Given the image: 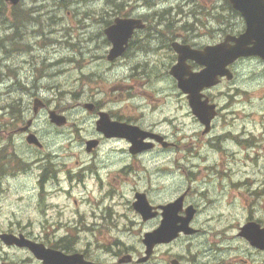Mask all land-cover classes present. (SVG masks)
<instances>
[{
	"label": "rangeland",
	"instance_id": "rangeland-1",
	"mask_svg": "<svg viewBox=\"0 0 264 264\" xmlns=\"http://www.w3.org/2000/svg\"><path fill=\"white\" fill-rule=\"evenodd\" d=\"M217 2L219 3V0H22L16 8L9 7L11 11L8 19L4 22L0 20V108H5L0 110V120L6 121L5 123L11 120L10 109L7 108L10 104H15L20 109L28 108L29 117L34 105L33 95L36 92H39L43 99L55 102L54 104V98H57L58 104L70 107L73 102L76 103L73 93L81 94L89 87V83L94 82L90 81L87 75H93L94 79L100 75L96 80L101 86L102 83L108 86L109 83L126 82L135 63L119 62L110 65L100 59V56L106 55L107 47L104 34L102 36L104 23L99 19L102 16L108 17L109 11L122 13L133 8L136 14H146L148 19L154 20L150 14L170 9L171 15L185 19L188 26L198 25V31L202 33V27L199 25H202L200 20L204 19V10L216 6ZM13 12L29 13V17L38 18L27 21L26 27L23 26L17 34L11 35L12 27L16 24L10 21ZM170 19H173V16ZM14 21L16 22L15 18ZM10 37L22 42L12 43ZM191 40L207 42V39L199 36H193ZM74 47H77V50H73ZM166 54L167 57L171 56V51L167 48L157 52L151 59L157 57L160 58L159 61H167L162 58L166 57ZM149 66L158 67V63L151 61ZM235 68L236 78L233 81L225 80L220 88L211 93L213 100L220 102L223 107L228 103L233 105V112L227 118L228 121L224 112L216 123L218 129L214 133L215 137L203 136L204 127L193 116L186 97L177 89L174 92L166 90L167 84L159 80L152 82L153 88L147 85L132 87L130 92L135 97L133 100L113 102L112 106L141 105L140 109L147 111L148 108L142 106V95L148 88L157 90L154 94L157 101L167 98L166 103L160 106L159 112L162 108L165 111L174 108V128L171 125L168 130L179 143V147L155 160L143 158L146 167L135 165L136 173L142 176L154 173V180L158 183V186H155L156 194H153L156 197H166L169 194L167 198H171L175 191L184 189L189 183L194 194L205 190L208 194L207 200L218 202L217 206L205 204L203 217L200 219L203 228L222 230V239L233 235L235 240H239L233 244H239L240 257L248 258V264H264V253L256 251L251 257L248 255L250 251L245 250L246 242L235 237L250 210L254 216L264 214V71L255 61H241ZM36 85L42 89L36 88ZM44 88H57L59 93L54 95ZM149 115L151 119L156 116ZM67 117V127L53 130L47 120V113L44 112L36 126L39 136L48 143L47 152H61V157L68 160L70 167L77 169V161H80V165L89 167L91 158L85 154V144L80 143L79 136L84 139L91 135V119L87 118L83 111H69ZM160 127L166 128L165 125ZM243 127L253 129L256 132L254 136L258 135L259 139L251 143L254 147L248 149L243 145H231L235 154H225L224 147L226 148L227 144L217 135L232 130L239 132ZM225 134L222 137H228ZM7 143L6 139H0V151H9L11 145ZM14 145L15 150L28 159L37 156L36 150L17 139H14ZM246 153L249 156L245 157ZM118 155L119 153L113 154L111 157ZM126 162L131 163L130 160ZM158 165L170 169L164 171V175H157L155 172ZM183 168H186L185 171L181 170ZM35 174L36 167L30 174H17L15 178L6 177L0 182V233L20 226H30L31 229L35 227V230L40 232L47 214L41 210L39 185ZM132 174L129 173L130 178ZM84 179L88 185L86 189L82 182L72 178L73 197L78 200V205H73V200L66 202L65 192H59L62 198L56 200L60 201L61 205L70 203L72 207H80L82 212H92L94 196L99 192L93 182ZM131 182L132 179L126 182L129 184L125 190L123 187V191H112L116 201L111 202L112 215L122 216L127 211L126 201L132 199L133 195ZM89 196L91 197L88 198ZM195 200L201 205L205 203L199 197ZM75 211L64 210L61 214L73 218ZM261 218L264 219V216ZM216 235L208 238L217 243ZM4 258L12 264H38L37 261H30L26 251L8 249L0 240V261Z\"/></svg>",
	"mask_w": 264,
	"mask_h": 264
},
{
	"label": "flooded vegetation",
	"instance_id": "flooded-vegetation-1",
	"mask_svg": "<svg viewBox=\"0 0 264 264\" xmlns=\"http://www.w3.org/2000/svg\"><path fill=\"white\" fill-rule=\"evenodd\" d=\"M229 5L228 0H219V7L209 8L204 12L205 18L203 19L202 33L200 31L187 35L185 32L178 31L177 34H172L169 38L176 37L172 42L179 40L199 50L205 49L208 45L222 43L225 40H228L232 44L233 40H231V37H238L245 32L247 20L238 9ZM124 14H127L124 17L136 16L142 17L143 20L146 18V14H136V10L134 12L127 10ZM180 28L185 30L186 25L179 26ZM148 29L149 24H147V28L144 30H136L124 54L116 60L108 61L106 55L100 56V59L110 65H115L119 62L135 63L136 65L131 67V74L127 77L126 82L109 83L108 86L102 83L101 86L100 82L96 80L97 78L94 79L93 75H87V78L90 81L94 80V82L92 84L89 83V87L84 89L81 94L73 93L76 103L73 102L70 107H63L61 103L58 104L57 98H54L56 104H54L55 102L45 100L39 95V92L33 95L34 105L29 117H27L28 108L22 107L14 111V108L8 107L12 118L7 123L0 120V139H6L8 141L7 144L11 146L7 153H4L2 149L0 151V182H3L6 177L15 178L17 174H30L32 169L36 167L35 176L39 185L41 210L47 215L40 232L36 231L35 227L31 229L30 226L24 228L20 226L17 229L11 228L4 232L24 235L33 241L44 244L47 248L59 250V252L69 256L72 262L74 260L75 264H248L249 259L240 257L239 255V250L241 249L239 244H233L234 241L239 242V240L234 239L233 235H227V237L222 239V230H206L201 225L200 219L203 217L202 212L205 204L209 203L217 206L216 203L218 202L207 200L208 194L205 190L199 194L198 192L194 194L192 185L189 183L184 189L180 188L175 191L171 198H167L169 194L166 197H156L153 194H156L155 186H158V183L154 180V173L147 174L148 176L136 173L138 165L146 167L142 161L143 158L155 160L179 147V143L168 130L171 125L174 128V108H170L167 111L162 108V111L159 112L160 106L166 103L167 98L157 101L158 99L154 95L157 90L151 88L149 90L148 88L142 95L144 101L142 106L148 108L147 111L140 109L141 105L138 107L132 104H121L117 105V107L112 106L113 102L118 103L133 100L135 97L130 92L132 87H139L140 85L152 87L154 80L166 83V90L170 92H174L177 89V82L170 74V67L176 62L177 53L171 48V45L161 47L162 45H159V40L153 42L155 43V49L152 47L146 48V43L154 35ZM164 35L168 37L166 33ZM193 36L205 38L207 42L200 43L191 40ZM139 37L142 39H139ZM105 43L108 51L111 47V42L106 40ZM165 48L171 51L170 57H167V54L166 57H162L167 61H159L160 58L157 57L151 59L152 56L157 55V52L160 53ZM73 50H77L76 47ZM151 61L157 62L158 67H150ZM241 61H255L262 66L264 71V59L258 56L240 58L230 65L234 73L232 81L236 78L235 66ZM188 63L194 71L202 69V66L192 59H189ZM225 80L227 78H222L218 86L209 90L211 102L214 101L211 96L212 91L220 88ZM83 84V81H81V86ZM36 88L42 89V87H38L37 85ZM44 89L52 92L54 95H58L59 93L57 88ZM181 95L184 94L182 93ZM38 97H41V99ZM155 102H158L157 105H154ZM217 104L218 114L212 122L210 131L204 132L203 130V136L215 137L214 133L218 129L216 123L222 118L223 113H226V120L228 121L227 118L233 112L232 104H224L225 107L220 102H217ZM52 111L57 114H65L66 116L69 111H83L85 112V116L91 119V131L89 132L91 135L84 137V139L79 136L81 139L80 143L85 144V154L91 158L89 167L87 165H80V161H77V164H79L78 168L74 169V167L69 166L67 159L61 157V152H47L48 143L39 136L38 129L36 128L41 115L44 112L47 113V120L53 130H61L68 126V124L58 126L52 122ZM149 114H156V116L154 119H151ZM101 118H105L109 123L115 122L116 124L127 125L128 129L133 132L131 137L139 141L144 146V149L140 152H133L132 148L134 144L131 138L125 135H107L104 130L99 128L101 127L99 124ZM161 125H165L166 128H161ZM31 133L39 137L42 145L39 146L28 142L27 138ZM223 134L225 132L217 136L227 144L225 145L226 148L224 147V152L230 155L232 153L235 154L231 145H243L244 148L247 146L248 149H251L254 147L251 143L259 139L258 135L254 136L256 132L253 129L246 127L241 128L239 132L237 130L227 131L225 135L228 137L225 138L222 137ZM159 136L163 139H160ZM14 139L36 150L37 156L28 159L20 155L15 150ZM89 140L95 142V146L90 151L87 150V141ZM262 144L264 147V141ZM118 153V156L111 157L113 154ZM247 156H249L248 153H246L245 157ZM111 158L113 159L111 160ZM126 160H130L131 163H127ZM169 169L170 167L158 165V170L155 173L157 175H164L163 172L169 171ZM185 169L181 170L185 171ZM129 173H134L131 178L129 177ZM187 177L188 181H190L189 174H187ZM72 178H75L79 183L82 182L84 189L88 188L84 178L93 182L97 188L99 193H97V196H94L95 204L92 205L88 201L93 207L92 212H82L80 211V207H72L70 203L61 205L60 201L56 200L62 198V195L58 194L59 192H65L66 202L73 200V205H78V200L73 197L72 188L74 184ZM129 179L133 180L131 182V193L133 192V195L132 199H127L126 201L125 207L127 211L122 216L112 215L111 208L113 204L111 202H116L112 191H123V187L125 190L126 185L129 184H126V182ZM142 184H144V187H142ZM139 193L146 194L147 200L152 207V212L155 213L153 217L144 219L142 214L136 209L135 203L137 202ZM181 197L182 199L179 201ZM198 197L205 201L204 205L195 200ZM177 201L179 203L174 206L173 213L176 218L177 227H180L178 230L184 228L190 231L180 230L172 240L155 243L152 254L144 261L143 258L147 251V246L144 242L145 234L160 227L164 218V207ZM64 210H76L75 216L67 218L61 214ZM252 212V210L249 211L245 223L254 221L263 228L264 219L261 217L264 214L259 215L261 216L259 217L251 214ZM216 218L218 219L219 216ZM186 219H189L188 224L183 227L182 223ZM220 219L222 218L220 217ZM58 225L61 226L59 227ZM240 228L241 225L235 237H239L246 242L247 246L245 250L250 251L248 255L252 257L256 251L264 253V250L251 245L245 237L239 234ZM59 231L61 233L58 234ZM211 235L218 237L217 243L208 238ZM224 241H226L225 244ZM3 245L8 249L24 250L28 253L30 261L44 264V261L38 259L28 247H20L18 245L8 246L5 243ZM0 264L12 263L7 258H4L0 261Z\"/></svg>",
	"mask_w": 264,
	"mask_h": 264
},
{
	"label": "water",
	"instance_id": "water-1",
	"mask_svg": "<svg viewBox=\"0 0 264 264\" xmlns=\"http://www.w3.org/2000/svg\"><path fill=\"white\" fill-rule=\"evenodd\" d=\"M12 4H18L21 0H6ZM231 3L239 9L247 19V30L245 34L238 39H233V45L228 42L221 43L216 46H208L204 50L191 49L189 45L174 42L173 47L178 53V61L172 67L171 73L178 80V86L187 94L193 113L198 117L200 122L205 126V132L211 128V122L217 114L216 104L210 103L209 98L205 96L203 90L215 86L220 82V77L227 76L228 79L233 78V73L228 65L243 56H260L264 59V0H230ZM144 23L139 18H117L115 23L106 29L109 39L113 42V48L109 53V59L114 60L120 56L128 44L136 28H143ZM252 44V46H250ZM193 59L203 69L198 72H191L187 65V59ZM51 119L58 125H64L67 122L65 115L51 112ZM101 130L107 135H125L132 139L134 144L133 152H140L144 146L139 141L131 137L133 132L128 129L125 124L109 123L105 118L99 121ZM110 130V131H109ZM136 135V131H135ZM160 139H163L159 136ZM28 141L33 144L41 145L35 134L28 136ZM95 146L94 141H88L87 150L90 151ZM182 199L179 198V201ZM179 201L168 204L164 207V218L159 228L148 232L145 235L144 242L147 244V255L149 256L152 248L157 242H167L172 240L178 231L190 230L181 228L178 230L176 218L174 217L173 208ZM136 209L142 214L144 219L151 218L155 215L149 204L146 194L139 193ZM188 220L183 221L182 226L188 224ZM242 236L247 238L251 245L264 249V228H261L256 222H249L241 228ZM0 238L8 245L17 244L19 246H28L34 254L44 261V264H75L70 260L69 256L63 253L46 248L43 244L27 239L25 236H17L10 233L0 234ZM146 256L144 260L147 259Z\"/></svg>",
	"mask_w": 264,
	"mask_h": 264
},
{
	"label": "bare ground",
	"instance_id": "bare-ground-1",
	"mask_svg": "<svg viewBox=\"0 0 264 264\" xmlns=\"http://www.w3.org/2000/svg\"><path fill=\"white\" fill-rule=\"evenodd\" d=\"M28 14V13H27ZM38 18V17H37ZM37 18L36 17H33V16H30L29 17V19L28 20H24V21H21V20H18L17 21V23H19V24H15L14 25V27H12V31H13V34H11V35H15V34H17L18 33V30H20V28H22L23 26H25V23L27 22V21H29V20H37ZM157 23H156V21L155 20H152L151 21V23H150V30L153 32V33H156L157 32ZM26 27V26H25ZM165 28L166 29H169V26H167V25H165ZM22 39H24V36H23V38ZM11 40L12 41H16V42H22V40H16V38L15 37H11ZM3 45V44H2Z\"/></svg>",
	"mask_w": 264,
	"mask_h": 264
},
{
	"label": "trees",
	"instance_id": "trees-1",
	"mask_svg": "<svg viewBox=\"0 0 264 264\" xmlns=\"http://www.w3.org/2000/svg\"><path fill=\"white\" fill-rule=\"evenodd\" d=\"M9 17V9H8V4L5 0H0V20L1 22H4L5 20H7ZM15 18L18 20H21V21H26L29 19V13L26 14V13H21V14H16L15 15ZM19 24V23H17ZM11 39V37H10Z\"/></svg>",
	"mask_w": 264,
	"mask_h": 264
}]
</instances>
